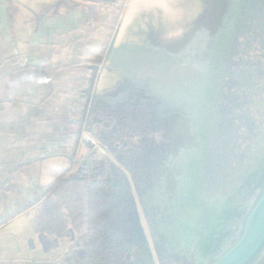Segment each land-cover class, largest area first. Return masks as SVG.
Wrapping results in <instances>:
<instances>
[{
  "label": "rangeland",
  "instance_id": "374dc122",
  "mask_svg": "<svg viewBox=\"0 0 264 264\" xmlns=\"http://www.w3.org/2000/svg\"><path fill=\"white\" fill-rule=\"evenodd\" d=\"M223 1L226 8L215 17L218 0H125L96 74L95 100L115 99L103 108L123 128L120 143L126 145L125 160L134 164L131 170L138 176V167L145 164L148 174L160 172L158 179L148 177L144 183L146 189L153 184L157 189L151 203L159 212V223L151 233L146 217L151 205H144L146 196L137 195L138 184L126 171L151 249V257H143L156 264L201 262L197 256L204 235L223 233L224 238L229 225L232 236L237 235L240 228L236 230L234 224L240 227L252 198L248 191L258 175L252 177V169L260 167L264 174V151L260 152L264 147V0ZM205 20L216 21V27L236 23L233 28L226 24L227 29L216 36L208 24L207 33L200 37L197 28ZM134 81L142 83L136 93ZM123 92L137 100L118 101ZM139 111L142 115H137ZM146 112L149 123L144 120ZM128 120L135 123L130 135L124 129ZM83 132L88 131L81 132L80 143H91L82 140ZM88 133L96 139L94 132ZM95 144L89 147L96 149ZM77 156L82 157L79 150ZM117 157L111 158L123 161ZM208 214L217 216L209 220V227L202 222ZM185 215L190 218L189 231L183 233L179 221ZM32 216L28 211L0 228V264H66L68 238L34 234ZM120 217L125 221L124 213ZM196 225L198 234L192 229ZM43 241L49 248L43 247ZM178 245L182 247L177 251Z\"/></svg>",
  "mask_w": 264,
  "mask_h": 264
},
{
  "label": "crops",
  "instance_id": "0c3cea01",
  "mask_svg": "<svg viewBox=\"0 0 264 264\" xmlns=\"http://www.w3.org/2000/svg\"><path fill=\"white\" fill-rule=\"evenodd\" d=\"M88 5L89 0H0V182L9 178V169L27 166L24 184L0 193V220L12 217L0 228L28 211L34 219L49 183L61 178L67 166L70 111L84 100L69 92L85 65H66L69 47L62 42L84 23ZM47 63L56 67L50 108L44 118L31 120L26 108L37 102V75ZM80 148L79 156L90 149L88 143Z\"/></svg>",
  "mask_w": 264,
  "mask_h": 264
},
{
  "label": "trees",
  "instance_id": "16d2710c",
  "mask_svg": "<svg viewBox=\"0 0 264 264\" xmlns=\"http://www.w3.org/2000/svg\"><path fill=\"white\" fill-rule=\"evenodd\" d=\"M124 3L125 0H89L84 23L72 36L62 42V46L69 47L66 51L68 56L66 65L68 63L85 65L77 87L69 92L71 96H80L84 88H91L117 27ZM55 70L54 65L47 63L38 72L37 102L26 108L31 120L44 118L46 110L50 108L47 98L54 90L51 78ZM87 106L88 99H85L78 102L70 111L71 121L67 124L65 136L67 166L61 178L49 183L48 194L41 201L39 211L33 219V231L39 235L49 233L70 238L82 236V246L95 249L100 255L102 247L109 245L112 258V251L116 253L118 248L113 241L118 237L115 238L112 232H117L116 230L121 227L129 228V235L126 233V238H131L129 242L139 238L144 244V237L132 196L120 193L121 186L128 187V181L123 172L114 168L107 157L98 154L95 149H89L80 159H77ZM133 125H135L133 121H127L124 128L127 135L135 132ZM136 127H138L137 123ZM26 167V165H19L7 171L10 179L0 182L1 194L12 193L24 184ZM71 172L73 174L69 176ZM121 213H124L125 221L122 220L123 217H120ZM130 217L131 220H129ZM11 218L0 220V227ZM127 219L129 222L126 221ZM123 260L124 264H128L125 258Z\"/></svg>",
  "mask_w": 264,
  "mask_h": 264
},
{
  "label": "water",
  "instance_id": "95a60500",
  "mask_svg": "<svg viewBox=\"0 0 264 264\" xmlns=\"http://www.w3.org/2000/svg\"><path fill=\"white\" fill-rule=\"evenodd\" d=\"M150 115V114H149ZM146 119L145 122L149 123L150 117H145L144 120ZM114 142L111 138L103 137L99 138V145L96 149L97 152H100L103 156H106L109 163L114 167L120 169L124 176L127 178V173L129 174V171L132 173L133 170H131V167L134 166L125 160L126 159V148H121V144L114 146ZM93 149V148H90ZM264 147L260 152L263 153ZM128 152V150H127ZM261 155V154H260ZM260 155H258L260 157ZM112 156H118L117 158L120 160L122 159L123 161L120 163H116L112 160ZM173 162V161H172ZM170 164V167L172 166V163ZM166 166H169V163H163ZM144 166H139L137 169V173L139 175V180L141 181L143 185V192L142 194L144 196H147V198L150 197L153 198V194L157 193V189L153 184L150 185L146 189L144 186V183L146 179L152 178V177H160V172L159 170L155 171L154 174L152 173L148 174L147 173V168L145 164ZM125 168H124V167ZM166 168V167H165ZM163 169V173L167 172L168 169ZM150 171V170H149ZM262 170L260 167H254L252 169V177L255 176L257 173L258 175L256 176V179L252 181L253 187H251L248 191V194L250 195L251 200L247 204V211L245 212L242 220H241V227L237 233L235 234V229H234V234L235 236H232V228H226V236L223 238V233L220 234L218 237H213L211 234L204 235L199 241L204 242V246L202 248H199L198 251V256L197 258L202 257L200 259L201 262H194L192 261L189 264H260L262 260H264V174H261ZM167 174V173H166ZM156 177V179H158ZM151 181H154L153 179ZM151 203V202H150ZM148 205V204H147ZM156 205V204H155ZM150 206V204H149ZM154 206V205H153ZM152 207V203H151ZM157 209H149L147 211V216L152 219L153 225L155 228L158 226V214ZM184 216V214H183ZM182 216V219H180L179 223L180 226L179 228L181 231L184 233V230L189 231V226L188 224L184 223V220L187 221V216L185 217ZM139 223L140 226L142 225L141 223V217L138 215ZM188 222V221H187ZM153 227V228H154ZM231 228V229H230ZM236 228V226L234 227ZM184 234L181 233V236ZM43 238V235H39ZM172 239V236L171 238ZM225 239V240H224ZM197 241L193 242L196 243ZM180 244V243H179ZM195 245V244H194ZM193 245V246H194ZM180 246V245H178ZM183 244V248H185ZM181 247V246H180ZM144 250L150 253V249L143 247ZM188 247H186L187 249ZM148 250V251H147ZM184 251H180L181 253ZM159 255V254H158ZM147 259V258H146ZM144 257L140 258H130L127 260L128 264H156L152 258L146 260ZM186 261V260H185ZM178 263V262H177ZM186 264V262H184Z\"/></svg>",
  "mask_w": 264,
  "mask_h": 264
},
{
  "label": "flooded vegetation",
  "instance_id": "af4514ba",
  "mask_svg": "<svg viewBox=\"0 0 264 264\" xmlns=\"http://www.w3.org/2000/svg\"><path fill=\"white\" fill-rule=\"evenodd\" d=\"M109 1H112V0H109ZM218 1H220V6L218 7V13L217 14H215V17L218 15V14H221V12L223 13L224 12V10H225V8H226V6H225V4H224V1L222 0H218ZM218 3L216 2V4H215V6L217 5ZM220 12V13H219ZM215 17H214V20H215ZM212 20V19H211ZM211 20H205V21H203V23L200 25V27L199 28H197L198 29V31H197V33H200L199 35H200V37L201 36H203V33H207V30L205 31V27H207V25L208 26H211V25H213V27H214V29L212 30V32L214 33V35L216 36V34L218 33V32H222V31H225L227 28L226 27H228L227 25L228 24H230V28L232 27H234V24L236 23V22H234V24H233V22L232 21H230V23H225L224 25H223V23H221L220 24V26H219V24L217 25V27H216V21L214 22L213 21V23H211ZM221 20V19H220ZM210 22V23H209ZM219 23V22H218ZM227 24V25H226ZM223 25V26H222ZM116 29V28H115ZM209 32V31H208ZM114 33V32H113ZM113 35V34H112ZM198 35V34H197ZM222 35V34H221ZM220 35V36H221ZM231 37H233V35H232V33H231ZM236 37V36H235ZM234 38V37H233ZM111 39H112V37H111ZM111 39H110V42H111ZM110 42H109V45H108V48H107V51L105 52V54H104V56H103V58H102V62H103V60H104V58H105V55L107 54V52L109 51V47H110ZM245 43V42H244ZM205 46H206V43H205ZM205 46H204V49H202L201 50V53H203V51H204V53L201 55V59H202V63L204 64L205 63V61H206V51H205ZM247 47V46H246ZM245 47V49H244V51L247 49ZM187 49H188V47H187ZM242 51V50H241ZM244 51H242V52H240V53H244ZM186 52V56H188V50L187 51H185ZM246 52V51H245ZM102 62H101V64H102ZM101 64H100V67H101ZM204 66V65H203ZM100 67H99V69H100ZM99 71V70H98ZM97 74H98V72H97ZM95 82H96V77H95V79H94V81H93V84H92V86H91V88H89V87H86V88H84L83 90H85V91H83L82 90V96H84V100L85 99H88V106H87V109H86V113H85V120H84V129L83 130H87L88 132H94V134H95V137H96V139L94 138V140H96V144L95 145H99V138H103V137H107V138H111L113 141H115L114 142V146H117V145H119V144H121L120 146H121V148L123 149V148H126V145H125V143H120L123 139L122 138H124V136H123V132H122V127L120 126V124H119V122H118V120H116L115 118H117V117H115V115L113 114V115H111V113H109V112H107L106 110H104V103H106V102H109V103H111V102H115V99H108V100H95V94H93L95 91H94V87H95ZM127 82H129V80H127ZM142 84V83H141ZM141 84H139L137 81L135 82L134 81V84H132V86L135 88V93L136 92H138V90H139V86L141 85ZM136 85V86H135ZM126 98H131L130 100H128V99H126ZM83 100V101H84ZM128 100V101H127ZM137 99H135L131 94H129V93H124L123 92V96H121L120 97V99L118 100V101H120V102H123V103H125V101L126 102H128V103H133V101L135 102ZM130 101V102H129ZM138 101H139V99H138ZM126 104V103H125ZM122 106V105H121ZM118 110H120V108L118 109ZM138 114L137 115H142V112H137ZM143 116H145V117H150L149 115H148V113L146 112V113H144L143 114ZM89 118H91V119H89ZM87 132V133H88ZM122 132V133H121ZM89 134V133H88ZM91 136V135H90ZM92 137V136H91ZM124 141V140H123ZM93 143H88V145H92ZM132 175H133V182L137 185L138 184V190H137V195H139L140 196V194H142V192H143V185H142V183H141V181L139 180V175L137 176V175H135L133 172L131 173V177H132ZM126 180V179H125ZM132 180V179H131ZM131 180H129V178H127V181H128V187L127 188H125L124 186H121L119 189H120V193H124V195L125 196H127V195H131L132 196V187H131V184H130V181ZM124 195H122V196H124ZM145 197V196H144ZM143 197V198H144ZM178 197L179 198H181V195L179 196L178 195ZM145 200H146V202H145V204L144 205H147L148 204V206H149V204L151 205V203L150 202H152V198L150 197V200H149V197L147 198V196L145 197ZM154 204H152V207L151 208H153L154 206H153ZM135 208H136V205H135ZM137 209V208H136ZM145 209V208H144ZM137 214L139 215V213L137 212ZM146 214H147V212H146ZM140 216V215H139ZM209 216V217H208ZM215 217V218H214ZM216 215H207V217L205 216L204 217V220L202 221L206 226H208L209 227V222H211V221H209L210 219H213V220H215L216 219ZM187 221L185 222L184 221V223L185 224H188L189 223V217L187 216ZM236 218L238 219V217L236 216ZM241 218H243V217H241ZM225 221V219L223 218V222ZM149 226H151L150 227V230H151V233H153V230H154V225H153V222H152V219L150 218V220H149ZM243 223V222H242ZM242 223H240V227H241V224ZM208 224V225H207ZM236 226V230L238 229V228H240V227H238V224H237V222H235V224H234V227ZM229 227H230V225H229ZM228 227V228H229ZM211 228H213V225L211 224ZM193 229V231L195 232V234L197 233L198 234V232H199V229H200V227L198 226V225H196V227H193L192 228ZM231 229V228H230ZM32 231H33V224H32ZM110 231V230H109ZM117 232H112L111 234H113V236L116 238V236L118 237V238H116V239H113V241L117 244V246H118V248L116 249L117 250V252L115 253V251H112V258L110 257L111 256V250L109 249V245H107V246H103L102 247V249H101V251H102V253H101V255H100V253H97L96 251H95V249H91L90 247H85V246H82V243H83V237L82 236H80V237H76V238H70V237H68V236H63V235H59V236H55V235H53V234H42L43 236H48V237H66V238H68V240H69V242H70V246H69V248L64 252V254H63V258H64V261H65V263L66 264H124V258H125V260L127 261V260H129L130 258H140V257H147V258H149V257H151L150 256V253L148 252V254H147V252L144 250V248L141 246V245H144L146 248L148 247L149 248V244H148V239L144 236V233H143V227H142V225H141V231H142V235H143V237H144V244L139 240V238H138V240H137V238L135 239L134 238V240L132 241V242H129L128 240H130L129 239V237H128V239L126 238V233L129 235V233H130V229L129 228H119V229H117L116 230ZM34 232V231H33ZM111 232V231H110ZM110 232H108V234H110ZM35 234V233H34ZM36 235H39V234H36ZM122 237H121V236ZM153 235V234H152ZM169 236V235H168ZM121 237V238H120ZM130 237H131V234H130ZM170 238H171V236H170ZM167 240H168V237H167ZM131 241V240H130ZM108 244H109V242L108 241H106ZM132 243V244H131ZM43 247L45 248V249H47V248H49V243L48 242H45V241H43ZM182 247V246H181ZM181 247L179 246V248L177 249V251L178 250H180L181 249ZM147 248V249H148ZM150 249V248H149ZM151 250V249H150ZM148 251V250H147ZM113 252L115 253V254H113ZM98 256H101L100 258L98 257Z\"/></svg>",
  "mask_w": 264,
  "mask_h": 264
},
{
  "label": "built area",
  "instance_id": "2783aa9c",
  "mask_svg": "<svg viewBox=\"0 0 264 264\" xmlns=\"http://www.w3.org/2000/svg\"><path fill=\"white\" fill-rule=\"evenodd\" d=\"M82 140L84 142H91V143H95L94 140L87 134V133H84L83 132V135H82Z\"/></svg>",
  "mask_w": 264,
  "mask_h": 264
}]
</instances>
